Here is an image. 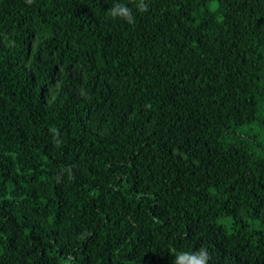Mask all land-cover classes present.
<instances>
[{"label": "trees", "instance_id": "trees-1", "mask_svg": "<svg viewBox=\"0 0 264 264\" xmlns=\"http://www.w3.org/2000/svg\"><path fill=\"white\" fill-rule=\"evenodd\" d=\"M145 2L0 0V264H264V0Z\"/></svg>", "mask_w": 264, "mask_h": 264}, {"label": "clouds", "instance_id": "clouds-1", "mask_svg": "<svg viewBox=\"0 0 264 264\" xmlns=\"http://www.w3.org/2000/svg\"><path fill=\"white\" fill-rule=\"evenodd\" d=\"M30 2V0H29ZM136 10L140 13L147 11V5L145 0H134ZM108 15L112 18H119L127 22L128 24H134V14L132 9L129 8L126 4L114 3L113 6L109 9ZM146 107H151V105H146ZM50 132L54 136H58V131L53 128L50 129ZM57 144L60 143L59 140L56 141ZM210 259L207 249L201 247L195 252H180L175 254L172 264H207Z\"/></svg>", "mask_w": 264, "mask_h": 264}]
</instances>
